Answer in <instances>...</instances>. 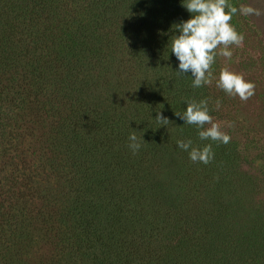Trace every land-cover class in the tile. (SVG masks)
Instances as JSON below:
<instances>
[{
  "label": "trees",
  "instance_id": "obj_1",
  "mask_svg": "<svg viewBox=\"0 0 264 264\" xmlns=\"http://www.w3.org/2000/svg\"><path fill=\"white\" fill-rule=\"evenodd\" d=\"M189 18L181 0H0V264H264V224L230 226L264 153L256 183L231 137L175 115L226 112L224 91L176 72ZM188 139L214 158L191 161Z\"/></svg>",
  "mask_w": 264,
  "mask_h": 264
},
{
  "label": "clouds",
  "instance_id": "obj_2",
  "mask_svg": "<svg viewBox=\"0 0 264 264\" xmlns=\"http://www.w3.org/2000/svg\"><path fill=\"white\" fill-rule=\"evenodd\" d=\"M181 2L190 13V18L175 24L179 34L171 39V53L178 61L176 72L184 75L190 72L192 87L201 88L212 83L211 69L217 55L230 60L232 51L229 46H239L244 40L243 34L237 32L230 23L233 17L238 13L244 16H260L261 11L248 4L234 6L229 0H181ZM216 87L228 95H238L242 101H246L254 95L255 85L246 81L241 75L223 68L216 80ZM185 103V111L175 115L182 119L184 124L195 125L200 140L229 143L230 136L220 130L219 124L213 122L206 99L198 103L194 100H186ZM219 106L220 102L217 101V108ZM155 119L162 125H167L169 122V119L159 112ZM128 139L133 153L139 151L142 145L135 132L131 133ZM177 146L188 152L189 159L193 162L208 164L214 158L211 143L199 148L194 147L192 140L188 139L178 140Z\"/></svg>",
  "mask_w": 264,
  "mask_h": 264
},
{
  "label": "rangeland",
  "instance_id": "obj_3",
  "mask_svg": "<svg viewBox=\"0 0 264 264\" xmlns=\"http://www.w3.org/2000/svg\"><path fill=\"white\" fill-rule=\"evenodd\" d=\"M229 2L237 7L240 4H248L260 9L261 15L244 16L238 13L230 21L237 32L243 34L244 40L239 46H229L232 51L230 60L218 55L219 69L213 76L211 86L215 95L222 91L216 87V80L221 69L227 68L241 75L246 81L252 82L255 88L254 95L246 101H242L238 95L226 94L223 107L226 112L222 119L214 123L220 125V130L231 137L233 144L242 150L244 157L254 165L251 171L244 167L248 172L245 175L246 178L253 176L258 183L260 180L257 174L258 166L262 164L261 156L264 153V0ZM259 185L253 193L248 188H244L242 194L233 192L235 196L231 197V200L239 207V216H242L239 219L237 215L230 224L234 229L233 234L237 237L243 238V235L251 234V230L257 224H264V183ZM227 197L230 199L228 194Z\"/></svg>",
  "mask_w": 264,
  "mask_h": 264
}]
</instances>
